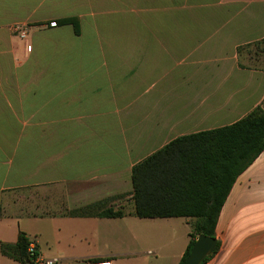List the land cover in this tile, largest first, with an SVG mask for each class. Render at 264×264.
I'll return each instance as SVG.
<instances>
[{"label":"crops","instance_id":"crops-1","mask_svg":"<svg viewBox=\"0 0 264 264\" xmlns=\"http://www.w3.org/2000/svg\"><path fill=\"white\" fill-rule=\"evenodd\" d=\"M256 107L264 0H0V243L23 232L53 264H179L194 220L136 217L131 170ZM108 209L122 216L93 214ZM215 239L205 264H264V150Z\"/></svg>","mask_w":264,"mask_h":264},{"label":"trees","instance_id":"trees-1","mask_svg":"<svg viewBox=\"0 0 264 264\" xmlns=\"http://www.w3.org/2000/svg\"><path fill=\"white\" fill-rule=\"evenodd\" d=\"M55 24L71 25L74 33H79L76 18ZM263 150L264 110L260 107L232 125L171 141L131 170L135 216L193 219L189 242L179 262L184 264L198 236L215 238L217 218L231 187ZM90 209L78 214H92ZM93 214L104 218L122 216L111 209ZM30 245L33 251H29ZM218 248L217 242L213 254L200 264H205ZM0 252L18 264H34L39 257L35 244L23 232L13 244L0 243Z\"/></svg>","mask_w":264,"mask_h":264},{"label":"water","instance_id":"water-1","mask_svg":"<svg viewBox=\"0 0 264 264\" xmlns=\"http://www.w3.org/2000/svg\"><path fill=\"white\" fill-rule=\"evenodd\" d=\"M216 245L215 238L198 236L184 264H200L206 257L213 254Z\"/></svg>","mask_w":264,"mask_h":264},{"label":"built area","instance_id":"built-area-1","mask_svg":"<svg viewBox=\"0 0 264 264\" xmlns=\"http://www.w3.org/2000/svg\"><path fill=\"white\" fill-rule=\"evenodd\" d=\"M52 25H54V24H52ZM12 30H13V32H16L21 39L26 38V36H27V30L22 26L14 25L12 27ZM33 249H34V246L30 245L29 251H33ZM34 264H53V262L52 261L42 262L39 259V257H37ZM98 264H110V262L106 261V262L98 263Z\"/></svg>","mask_w":264,"mask_h":264}]
</instances>
